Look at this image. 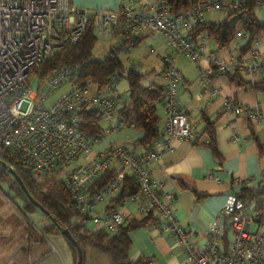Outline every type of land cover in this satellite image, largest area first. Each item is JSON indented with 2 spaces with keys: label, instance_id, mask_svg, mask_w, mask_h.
I'll return each instance as SVG.
<instances>
[{
  "label": "built area",
  "instance_id": "1",
  "mask_svg": "<svg viewBox=\"0 0 264 264\" xmlns=\"http://www.w3.org/2000/svg\"><path fill=\"white\" fill-rule=\"evenodd\" d=\"M240 0H198L176 15H170L164 0L153 4L141 0H123L114 10L80 9L68 0H0V162L15 171L20 167L29 174L41 177H59L84 214L83 224L90 223L97 230L113 232L133 216L121 208L135 205V213L144 216L151 212L163 235H169L193 264H261L260 249L264 232L252 234L249 224L258 218L248 203L230 196L219 211L229 219L234 238L225 251L217 247L219 225L214 223L209 242L202 248L194 247L187 233L176 222L174 198L158 190L151 178L148 165L170 149L174 139H195V127L177 102L181 75L175 65L174 51L190 60L196 58L192 43L185 32L204 22L205 12L219 9L235 11ZM88 26L97 39L105 41L112 49L125 46L128 50L146 33H158L165 41L164 97L166 122L160 130L164 140L155 139L150 147L140 153L122 146H109L100 151L93 147L100 136L91 137L82 129L81 114L96 113L105 122L106 131L123 126L117 112L123 101L114 94L112 83L99 92L90 93L74 83L79 69L63 65L44 77L39 75L43 65L68 45L76 43ZM247 37L237 32L236 37ZM201 43L206 37L198 38ZM255 38L251 45L250 60L235 63L233 68L257 73L264 67L258 58ZM213 67L227 71L229 66L212 61ZM211 69H200L202 85L211 84ZM36 81L35 87L31 83ZM68 90L56 100L45 103L51 93L63 83ZM106 89V93L102 91ZM225 110L234 114L245 113L252 121L263 116L249 107L225 101ZM204 143L208 140L204 139ZM118 167V168H116ZM108 170L114 173L108 183L91 195L89 188ZM126 171L137 180V194L124 198L115 208L102 213L96 210L100 203L111 201L120 191ZM247 181H238L242 189Z\"/></svg>",
  "mask_w": 264,
  "mask_h": 264
},
{
  "label": "crops",
  "instance_id": "2",
  "mask_svg": "<svg viewBox=\"0 0 264 264\" xmlns=\"http://www.w3.org/2000/svg\"><path fill=\"white\" fill-rule=\"evenodd\" d=\"M122 1L68 0V3L80 9L114 10L120 6ZM155 1L141 0V3L153 4ZM218 12L222 14L221 18L210 19ZM207 15L210 16L209 19L206 17ZM225 15L226 12L219 9L208 10L204 15V22H218ZM256 18L264 24V2L258 7ZM148 35L159 36L154 45L157 50L150 49L149 52L159 53L164 62L166 55L164 38L158 33H146L142 40ZM199 37L201 36L189 39L194 52H196V58L190 60L185 57L187 61L179 65L178 71L182 79L177 90L178 105L187 115L190 123L194 125L195 139L172 140L169 151L150 162L148 169L151 178L159 187L158 190L166 191L174 198L173 208L176 222L187 233L193 246L202 248L206 245L210 240L211 227L217 223L219 225L217 247L220 251H225L231 245L234 233L229 228L227 217L221 215L219 223L216 221L219 211L225 206L230 196L241 190L237 186L238 181H247L248 184L245 187L249 188H257L259 184L264 186V118L252 121L245 113L236 115L223 107L225 101H231L234 105L237 103L252 108L264 117V93L256 92L249 85L239 87L223 73L237 72L242 81L252 84L264 78V67L257 73L241 72L233 68L235 63L250 60L249 51L253 46L250 44L246 52L243 50L247 43L248 37L246 36H235L233 41L224 47H217L214 41L207 37L206 42L201 43ZM259 39L257 56L263 60L264 35ZM103 42L106 45L105 41ZM162 52L165 53L163 56ZM173 54L179 55L178 58L183 56L177 51H174ZM121 60L124 63L122 58ZM213 60L228 65V70L222 71L213 67ZM208 68L212 70L211 84L204 87L199 78V70ZM152 72L153 70L149 74ZM153 74L155 73L153 72ZM147 77L149 76L147 75ZM149 83L165 85L164 67L160 76L155 77ZM95 92V89H90V93L94 94ZM156 114L160 119L161 130L167 118L163 101L156 105ZM202 115L213 124L218 158L214 157L209 148L203 144L206 138L204 134L206 125ZM103 130L107 132L106 129L103 128ZM135 131L129 136L133 137L131 145L133 150L127 149L140 153L147 148L133 146V142L141 135L139 131ZM252 133L257 142L253 140ZM162 135L160 134V141L164 140ZM196 139L198 143H194ZM257 143L262 147L261 154L258 152ZM109 146L118 145H108L107 147ZM107 203L100 204H104V208ZM246 203L253 209V213L258 215V218L249 224V231L252 234L264 232V194L259 199H252ZM103 208L97 212H104ZM116 208L118 209L120 206L118 205ZM121 211L125 214L129 213L137 219L141 217L135 213V205L132 203L121 208ZM84 226L90 231L96 230V227L90 223L84 224ZM160 226L158 224L140 226L128 233L130 242L128 259L135 261L139 257H146L152 259L153 264H193L188 261L186 253L179 249L171 236L163 235L160 232ZM231 235L232 237H230ZM42 239V242H34L27 251L20 250L13 253L9 264H73L71 252L61 234L47 233ZM260 252L261 264H264V244ZM83 264L111 263L109 255L105 251L89 244L84 247Z\"/></svg>",
  "mask_w": 264,
  "mask_h": 264
},
{
  "label": "trees",
  "instance_id": "3",
  "mask_svg": "<svg viewBox=\"0 0 264 264\" xmlns=\"http://www.w3.org/2000/svg\"><path fill=\"white\" fill-rule=\"evenodd\" d=\"M164 1L168 13L170 15H176L198 0ZM262 2L264 0H240L241 6L235 11L227 12L222 20L218 22L205 21L198 24L188 30L185 36L188 39L204 36L214 41L217 47H224L233 41L237 32H242L248 37L246 46L243 48L246 52L255 38H260L264 35V24L260 23L256 18L257 9ZM142 37L137 39L134 46L142 40ZM97 41L98 39L93 34L91 26H88L76 43L68 45L65 49L57 53L53 59L45 63L39 75L44 77L63 65L77 66L79 73L74 83L83 88L93 87L96 92L101 91L109 85L113 78L121 77L124 70V63L119 54L121 52H127L128 49L125 46L112 49L110 45L106 44L101 52L96 55L94 53V47ZM124 74L127 84L126 99L123 101L122 107L118 110L116 117L123 125H129L141 133L140 137L133 142V146L137 145L141 148H148L161 134L160 119L156 114V105L163 101L164 86L160 83L144 84L143 78L145 75L136 72L133 67H128ZM223 74L239 87L249 85L256 92L264 93V78L248 84L240 79L237 72H224ZM81 119L83 122L82 129L91 137H101L105 133L101 127V118L98 114L93 112L84 113L81 114ZM202 119L206 125L204 129L205 139L208 140L207 143L203 142V144L209 148L214 157L218 158L219 155L215 147L213 124L203 115ZM252 138L257 142L253 133ZM194 143H198L197 139L194 140ZM257 147L259 154H261L262 147L258 143ZM15 172L21 179L28 194L37 202L41 203L43 210L51 215L52 220H47L48 223L42 227V231L44 233L60 234L61 229L66 228L81 250V264H83L84 260V247L89 244L105 251L109 255L111 264H153L152 259L146 257H139L135 261L128 259V248L130 244L128 233L140 226L157 224L151 212L146 213L138 219L132 218L129 223L119 225L113 232L97 229L90 231L84 226L82 221L85 215L80 212L78 205L70 196L63 182L52 183L49 187L41 186L37 180L40 177L37 175L27 174L20 167H15ZM113 173V170H108L100 175L89 188L91 192L90 196L106 185ZM13 185L17 187L12 176L4 170L3 163H0V188L7 195H11L10 190ZM138 190L139 186L136 178L131 172L126 171L120 191L103 208L104 212L115 209L124 198L137 194ZM18 191L20 193V200L16 201V203L20 209L28 213H35L37 211L42 215L46 214L44 211H38V208L20 190ZM262 194H264V186L262 184H259L257 188L244 187L235 193L237 198L245 202H249L252 199H259ZM16 220L18 218L12 217L8 221L13 225L17 224ZM20 224L22 223L19 221L17 225ZM23 230L22 234H24L25 238H30L33 235L35 237H33L34 240H37L36 243L43 241L37 231L29 228ZM65 242L71 252L72 262L75 264L77 258L76 250L67 239H65ZM30 246L26 251L29 250Z\"/></svg>",
  "mask_w": 264,
  "mask_h": 264
},
{
  "label": "rangeland",
  "instance_id": "4",
  "mask_svg": "<svg viewBox=\"0 0 264 264\" xmlns=\"http://www.w3.org/2000/svg\"><path fill=\"white\" fill-rule=\"evenodd\" d=\"M216 15L211 18L208 15L206 17L208 19L210 18L213 20H218L222 16V14L219 12L216 13ZM158 37L156 35H148L136 47L130 48L127 52H121L119 54L120 58H122L124 61V70L122 72L121 77H117V80L114 84V94L119 96L120 100L124 101L126 99L127 84L124 73L127 67H130L132 65L133 69L136 72L143 73L145 75V80H143L144 84H147L153 81L155 77L158 78L160 76L161 71L164 67L163 59H161L162 57L159 53L157 54V52H155L152 54L149 52L150 49H155L154 45ZM104 46V42L101 39H98L94 47V53L96 55L99 54ZM164 54L165 53L162 52V56ZM174 56L176 67H179L180 64L187 61V58H185V56H180V58H178L179 55L177 54H174ZM188 62L191 63L190 61ZM152 70L155 74H153V72L149 74V72ZM147 75L149 77H147ZM111 83L112 81L109 84ZM30 85L31 87H35L36 81H33ZM68 88L69 84L67 82L63 83L59 88H57L51 93V96L47 99L45 103L48 105L49 103L53 102L59 96L64 94L68 90ZM89 88L92 90L94 89L93 87ZM102 92L106 93V89ZM100 124L104 129H106L107 125L105 122H102ZM134 132L136 131L129 125H123L122 127L108 133L105 132L103 136H101L99 141L94 145L93 150L100 151L106 148L108 145L124 146L125 148L133 150L131 146L133 137L129 136ZM133 152H136V150H134ZM0 163H3V166L9 168V166L6 165L4 162ZM5 167L4 170L6 171V173H9ZM27 174L29 173L27 172ZM38 177H40L37 180L41 186L49 187L52 183L61 182L59 177L57 176H44V178H41V176L38 175ZM16 189L22 192L18 184L17 187H15V185L11 187V195H7L6 192L0 188V264H9V260L11 259V255L13 253L20 250H26L30 245L34 244V242L37 241L34 240L35 237L33 235H31L30 238H25L24 234H22V232L24 231L23 229L29 228L34 231H37L40 237L43 238L47 233H44L42 231V227L48 223L47 220H52L51 215L48 212L42 215L37 211L35 213H28L20 209L16 203V201L20 200V193ZM70 196L72 197L71 194ZM39 204L41 205V203ZM103 206L104 204L97 205L96 210H100L101 208H103ZM12 217L18 218V220H16L17 224L19 223V221L22 224L11 225L8 220ZM230 237H232V235Z\"/></svg>",
  "mask_w": 264,
  "mask_h": 264
},
{
  "label": "water",
  "instance_id": "5",
  "mask_svg": "<svg viewBox=\"0 0 264 264\" xmlns=\"http://www.w3.org/2000/svg\"><path fill=\"white\" fill-rule=\"evenodd\" d=\"M10 175L12 176V178L14 179V181L20 186L23 194L25 197H27V199L29 201H31L33 203V205L38 208L41 211H44L42 206L39 204V202H37L36 200H34L27 192V190L25 189L21 179L18 177V175L16 174L15 171L13 170H9ZM45 212V211H44ZM47 213V212H45ZM60 234L68 240V242H70L72 244V246L75 248L76 253H77V258H76V262L75 264H81L82 262V255H81V250L78 246V244L76 243V241L74 240V238L72 237V235L69 233V231L66 228L61 229Z\"/></svg>",
  "mask_w": 264,
  "mask_h": 264
}]
</instances>
